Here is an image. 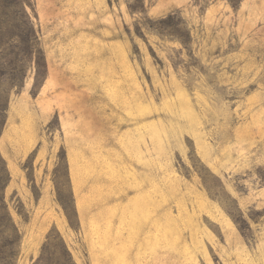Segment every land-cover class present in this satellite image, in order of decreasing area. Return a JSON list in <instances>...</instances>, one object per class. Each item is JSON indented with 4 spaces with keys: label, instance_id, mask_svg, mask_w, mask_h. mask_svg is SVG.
I'll list each match as a JSON object with an SVG mask.
<instances>
[{
    "label": "rangeland",
    "instance_id": "rangeland-1",
    "mask_svg": "<svg viewBox=\"0 0 264 264\" xmlns=\"http://www.w3.org/2000/svg\"><path fill=\"white\" fill-rule=\"evenodd\" d=\"M23 7L27 29L21 5L0 6L10 264H71L66 251L74 264H264V0ZM23 30L43 52L38 84ZM46 209L63 223L40 233Z\"/></svg>",
    "mask_w": 264,
    "mask_h": 264
},
{
    "label": "trees",
    "instance_id": "trees-1",
    "mask_svg": "<svg viewBox=\"0 0 264 264\" xmlns=\"http://www.w3.org/2000/svg\"><path fill=\"white\" fill-rule=\"evenodd\" d=\"M27 0H0V6L3 8H10V7H15L17 8L18 6L21 5L22 7V13H20V17L22 19L21 24L22 27H26L27 29V24L29 25V22H27V20L25 18H27L26 16V12L24 9V4L26 3ZM230 2H232V0H229ZM2 3H6L5 6H2ZM24 13V14H23ZM169 22L167 23V26L171 28V30L168 32L170 35H177L175 34L176 32L179 31L180 29V23L177 22H172L170 21V19H168ZM166 24V23H165ZM31 30H23L22 32H20V34H22V36L18 35L17 37H19V39L21 40V42L24 44V50H23V60H24V68L26 69L27 66L29 65H34L35 67V81L36 84H38L40 82V79L42 77V74L44 72L45 69V64L43 63V52L42 49L39 47L38 43H37V39L34 36V34L31 32ZM162 32V31H161ZM163 33V32H162ZM24 34V35H23ZM13 233L16 234L17 230H13ZM0 262H2L3 264H10V262L14 259V257L16 256V252L14 251L13 245L12 243L9 244V249L6 251H3L0 253ZM42 259L40 258L38 260V262H41ZM64 261L69 262L71 264L72 260L70 258V254L66 251V255L64 256Z\"/></svg>",
    "mask_w": 264,
    "mask_h": 264
},
{
    "label": "crops",
    "instance_id": "crops-1",
    "mask_svg": "<svg viewBox=\"0 0 264 264\" xmlns=\"http://www.w3.org/2000/svg\"><path fill=\"white\" fill-rule=\"evenodd\" d=\"M71 174H72V181H70V186L78 191V189H80L81 187L82 171L79 162L75 160L71 164ZM39 213H42L37 217V223L40 233H44L45 231H47L51 223H55V224L63 223L60 214L54 210L46 209V211H40ZM55 214H57V216Z\"/></svg>",
    "mask_w": 264,
    "mask_h": 264
}]
</instances>
